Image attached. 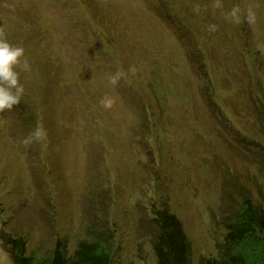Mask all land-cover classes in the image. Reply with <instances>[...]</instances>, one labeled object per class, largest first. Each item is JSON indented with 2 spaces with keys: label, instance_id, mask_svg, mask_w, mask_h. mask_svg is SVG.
Wrapping results in <instances>:
<instances>
[{
  "label": "rangeland",
  "instance_id": "1",
  "mask_svg": "<svg viewBox=\"0 0 264 264\" xmlns=\"http://www.w3.org/2000/svg\"><path fill=\"white\" fill-rule=\"evenodd\" d=\"M211 2L189 0L204 27L179 29L154 0H0V25H29L11 36L34 65L21 72L24 106L0 115V264H13L11 238L45 257L90 231L107 235L119 264H154L162 209L192 264L214 254L224 220L264 188V88L258 98L249 83L264 81V0H223L251 4L254 25L193 14ZM117 69L126 76L113 87ZM37 124L47 147L25 148Z\"/></svg>",
  "mask_w": 264,
  "mask_h": 264
},
{
  "label": "trees",
  "instance_id": "2",
  "mask_svg": "<svg viewBox=\"0 0 264 264\" xmlns=\"http://www.w3.org/2000/svg\"><path fill=\"white\" fill-rule=\"evenodd\" d=\"M154 3L161 5L179 29L185 28L187 20L192 24L194 21L198 28L204 27L200 21L188 16L189 0H154ZM0 27L5 29L9 42L13 44L11 35L18 27L5 24ZM28 27L29 25L25 28L20 25V34H27ZM25 56L31 66L29 72H24L28 77L34 65L30 59L32 56L26 51ZM246 57L253 66L258 65L262 71L258 55L247 52ZM36 63L40 64L39 61ZM249 83L256 97L262 98L260 91L264 88V81L250 78ZM23 99L20 105L24 106ZM151 221L156 258L154 264H192L190 243L178 219L166 209H162L154 212ZM223 226L221 239L215 243L214 254L202 258L201 264H264V188L256 198H245L237 212L224 220ZM106 237L101 231H90L71 252L57 242L45 257L28 254L24 241L19 237L9 241L13 250V264H119L116 248Z\"/></svg>",
  "mask_w": 264,
  "mask_h": 264
},
{
  "label": "clouds",
  "instance_id": "3",
  "mask_svg": "<svg viewBox=\"0 0 264 264\" xmlns=\"http://www.w3.org/2000/svg\"><path fill=\"white\" fill-rule=\"evenodd\" d=\"M191 10L197 16L211 11L213 15L218 14L223 21L234 25L242 23L254 25L258 18L257 12L251 4L246 6L235 4L230 9H225L223 0H212L211 4L205 5L195 3ZM219 28L218 24L213 23L208 25L207 31L216 33ZM30 70L31 66L25 56L24 48L11 44L5 29L0 27V114L19 108L25 93V88L20 80L21 72H29ZM129 71L135 73L136 68L131 67ZM125 76L126 73L123 70L117 69L108 76V83L116 87ZM100 105L105 110H110L115 105V99L105 95L100 100ZM21 144L25 148H29L33 144H41L47 147L48 134L46 129L42 124H37L34 130L22 139Z\"/></svg>",
  "mask_w": 264,
  "mask_h": 264
}]
</instances>
